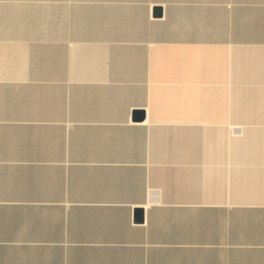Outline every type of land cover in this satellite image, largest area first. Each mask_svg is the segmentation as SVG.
I'll use <instances>...</instances> for the list:
<instances>
[{"label":"crops","instance_id":"crops-1","mask_svg":"<svg viewBox=\"0 0 264 264\" xmlns=\"http://www.w3.org/2000/svg\"><path fill=\"white\" fill-rule=\"evenodd\" d=\"M0 264H264V0H0Z\"/></svg>","mask_w":264,"mask_h":264},{"label":"water","instance_id":"water-1","mask_svg":"<svg viewBox=\"0 0 264 264\" xmlns=\"http://www.w3.org/2000/svg\"><path fill=\"white\" fill-rule=\"evenodd\" d=\"M141 117L144 118V113H142Z\"/></svg>","mask_w":264,"mask_h":264}]
</instances>
